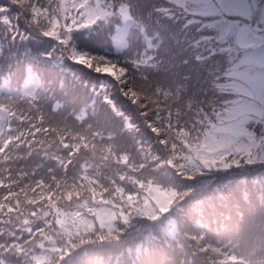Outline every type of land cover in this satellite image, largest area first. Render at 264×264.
<instances>
[{
	"label": "snow or ice",
	"instance_id": "snow-or-ice-1",
	"mask_svg": "<svg viewBox=\"0 0 264 264\" xmlns=\"http://www.w3.org/2000/svg\"><path fill=\"white\" fill-rule=\"evenodd\" d=\"M173 6L180 11H174ZM6 8L7 5H0V11ZM100 9L105 10L96 15ZM74 10L75 15L72 14ZM31 15L34 22L42 16L47 18V26L38 32L37 43L53 42L48 51L37 52L38 59H51L55 47L60 46L68 49L72 60L84 61L88 54L76 47L75 38L82 33L88 37L106 35L114 55L101 57V61L115 59L120 65L118 57L124 56L126 63H136L142 54L151 53L150 59L155 63L159 57V64H168L170 67L166 70L179 81L175 95L187 102L189 111L196 110L202 121L206 116L216 124L233 102L216 91V85L223 83L227 75L225 64L228 62L221 57L231 53V40L218 34V21L191 11L187 2L167 0L162 7L157 0H113L111 3L107 0H57L51 13L46 8H34ZM16 20V29H19V14ZM162 21L168 23L162 25ZM5 22L11 25L12 20L7 18ZM152 24L158 27L153 29ZM13 31L9 29L8 35L14 39ZM209 61H214L219 71L211 73L215 83L205 87L209 85V80L205 79L210 75ZM120 72L126 73L127 69L120 66ZM129 91L133 98L139 96L134 89ZM201 94L206 98L211 96L207 107L205 101L198 99ZM261 127L264 128V123ZM88 256L87 249L81 251L78 264H90ZM30 261L34 264V260L30 258Z\"/></svg>",
	"mask_w": 264,
	"mask_h": 264
},
{
	"label": "bare ground",
	"instance_id": "bare-ground-1",
	"mask_svg": "<svg viewBox=\"0 0 264 264\" xmlns=\"http://www.w3.org/2000/svg\"><path fill=\"white\" fill-rule=\"evenodd\" d=\"M153 19H156L155 17ZM156 27L157 25L154 24ZM251 39H258L260 41H263L264 42V38H262L261 36H259L257 33H253L251 35ZM231 47L232 49L236 48L235 47V42L231 43ZM99 58H96L94 60L97 61ZM100 66H97V68H89L90 70L92 71H98ZM106 69H109V71L114 74H118L119 78H122V73L120 72V69L116 66V67H105ZM103 69L102 67L100 68V70ZM208 71L209 72H213V71H218V67L216 66L215 62L214 61H209L208 62ZM152 77H158L157 75H154ZM108 79V78H106ZM86 82L89 83L93 89L95 90V92H98L100 90V84L97 83V82H93L91 81L88 77H86ZM143 81V78H138V79H135V85L133 86H128L127 88H124L127 92L130 88L134 89V88H139L141 87V90H142V95H143V98L145 99L147 97L146 93L151 90L150 88L146 87L144 84L140 83ZM156 86L154 88H152V91L154 92H157V93H161V94H164L166 96H173L174 97V101H172V106H168L167 104H164L163 102H154V103H150V104H154V105H157L159 107L163 106L165 108V112H164V115L165 117L169 118V116L172 114L173 110L174 109H179V108H182L184 106H188L187 105V102L186 101H182L180 100V98L175 95V92H176V87H177V84L179 83L172 75V72L171 71H168L167 73L165 74H161L160 77L158 79H156ZM55 87L59 90V92H62V93H69V89L67 87H65L64 85L63 86H60L58 83L55 84ZM203 95V94H201ZM119 97H115V100L118 101ZM117 103H120L122 104V100H119ZM84 104V102H83ZM149 104V105H150ZM107 111L109 112H113L114 111L108 107ZM76 122V121H75ZM75 122H73L72 120H70L66 125L65 127H74L75 126ZM58 135V134H57ZM88 239V238H87ZM90 240V239H88ZM82 245H85V246H91L92 244L90 243H87V244H82ZM89 258V256H88ZM92 264H96V263H92Z\"/></svg>",
	"mask_w": 264,
	"mask_h": 264
},
{
	"label": "trees",
	"instance_id": "trees-1",
	"mask_svg": "<svg viewBox=\"0 0 264 264\" xmlns=\"http://www.w3.org/2000/svg\"><path fill=\"white\" fill-rule=\"evenodd\" d=\"M260 11L262 13H264V9L263 10H260ZM134 103L137 106H142L144 102H142L140 99H134ZM66 177L67 176H61V175H58L56 177H53V176L50 177V179L47 182V190H46V191H48L49 195L54 196V197H57V194L59 193V190H60L61 186H63L64 184H66L68 182V180H69V178H66ZM37 205L39 207H41V203H38L37 202ZM70 239H72V238H70Z\"/></svg>",
	"mask_w": 264,
	"mask_h": 264
},
{
	"label": "rangeland",
	"instance_id": "rangeland-1",
	"mask_svg": "<svg viewBox=\"0 0 264 264\" xmlns=\"http://www.w3.org/2000/svg\"><path fill=\"white\" fill-rule=\"evenodd\" d=\"M81 62H83V61H81ZM84 62H85V60H84ZM123 75H124V74H123ZM114 77H115V78L117 77V79L120 80L121 83H123L122 78H118V74H116V76L114 75ZM256 78L259 79V83H258L257 86H256V90L258 89L260 92H263V93H264V73H258L257 76H256ZM122 88H123V87H122ZM124 93L127 94L126 91H124ZM249 109H250L251 111L254 110V109L251 108V107H249Z\"/></svg>",
	"mask_w": 264,
	"mask_h": 264
}]
</instances>
